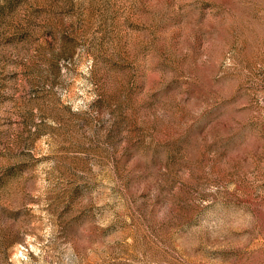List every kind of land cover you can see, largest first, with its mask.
I'll return each mask as SVG.
<instances>
[{
  "label": "rangeland",
  "instance_id": "obj_1",
  "mask_svg": "<svg viewBox=\"0 0 264 264\" xmlns=\"http://www.w3.org/2000/svg\"><path fill=\"white\" fill-rule=\"evenodd\" d=\"M0 264H264V0H0Z\"/></svg>",
  "mask_w": 264,
  "mask_h": 264
}]
</instances>
